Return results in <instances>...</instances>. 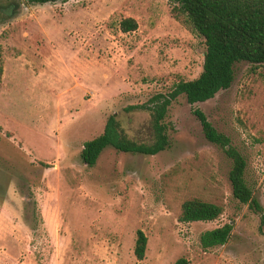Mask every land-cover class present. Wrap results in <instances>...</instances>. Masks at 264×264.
I'll return each mask as SVG.
<instances>
[{"label": "rangeland", "instance_id": "1", "mask_svg": "<svg viewBox=\"0 0 264 264\" xmlns=\"http://www.w3.org/2000/svg\"><path fill=\"white\" fill-rule=\"evenodd\" d=\"M12 1L0 9V264H264V224L232 196L231 161L192 114L200 109L243 154L264 213V63H237L231 85L209 100H173L166 149L107 145L89 167L83 142L111 114L130 139L153 141L146 104L199 75L203 39L171 17L168 0ZM123 17L137 29L121 32ZM193 197L221 215L179 222ZM230 221L225 244L201 248L203 231ZM137 229L147 237L141 261Z\"/></svg>", "mask_w": 264, "mask_h": 264}, {"label": "trees", "instance_id": "2", "mask_svg": "<svg viewBox=\"0 0 264 264\" xmlns=\"http://www.w3.org/2000/svg\"><path fill=\"white\" fill-rule=\"evenodd\" d=\"M27 1L45 4L67 0ZM168 4L171 17L203 39L202 70L197 77L180 79L168 93H157L148 100L146 105L151 111L153 128V141L149 144L130 139L116 115H109L102 133L83 142L80 158L89 167L96 163L107 145L120 152L144 155H155L166 149L169 139L163 120L173 100L183 95L191 106L209 100L231 85L237 63H264V0H168ZM118 28L123 33L134 31L137 21L132 17H123ZM2 72L0 60V80ZM192 114L200 123L205 139L221 149L231 161L228 178L232 196L258 213L260 222L264 224L263 208L253 197L252 188L245 179V157L231 143L229 136L218 131L200 109L193 108ZM221 213L222 208L218 204L193 197L182 202L178 221H213ZM232 230L231 221L207 229L200 234L199 244L203 249L223 245L230 238ZM135 234L133 254L136 260L141 261L145 256L147 237L141 229H137ZM171 264H189V260L180 256Z\"/></svg>", "mask_w": 264, "mask_h": 264}, {"label": "flooded vegetation", "instance_id": "3", "mask_svg": "<svg viewBox=\"0 0 264 264\" xmlns=\"http://www.w3.org/2000/svg\"><path fill=\"white\" fill-rule=\"evenodd\" d=\"M12 4H14V5H16V6L18 5L17 2L12 1V0H11V1L9 0L8 5L5 6V7H0V9L3 10V11H5V8L12 6Z\"/></svg>", "mask_w": 264, "mask_h": 264}]
</instances>
